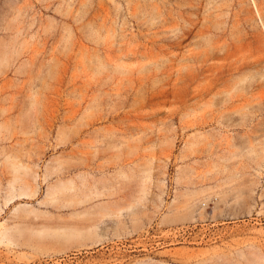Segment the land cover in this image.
I'll use <instances>...</instances> for the list:
<instances>
[{
	"label": "rangeland",
	"instance_id": "374dc122",
	"mask_svg": "<svg viewBox=\"0 0 264 264\" xmlns=\"http://www.w3.org/2000/svg\"><path fill=\"white\" fill-rule=\"evenodd\" d=\"M2 51L0 264H264V0H0Z\"/></svg>",
	"mask_w": 264,
	"mask_h": 264
},
{
	"label": "bare ground",
	"instance_id": "6f19581e",
	"mask_svg": "<svg viewBox=\"0 0 264 264\" xmlns=\"http://www.w3.org/2000/svg\"><path fill=\"white\" fill-rule=\"evenodd\" d=\"M11 56H8L4 51H2V54L0 56V66H5L8 63V60ZM34 102H31V105ZM6 129L8 131V128L0 122V134L1 130ZM8 139V136L5 135L3 137H0V140ZM0 165L5 169L6 174L10 175V179L8 181V190H7V196L5 198V205H8L10 202H12L14 199L27 196L26 190L28 187H25L24 185L20 186L17 190L16 185L20 182H24L25 184L28 183L29 180H35L37 171L35 170L36 166H29L28 164H24L19 155L14 153L13 151H10L7 146H0ZM54 161H56L57 166L56 170H59L62 166L63 161L61 160V157L55 158ZM38 177H41L38 175ZM47 179V174H44L43 180L45 181ZM67 189H70L68 186L61 184L54 187H51L48 196H50L52 199H55L62 195ZM171 211V210H169ZM172 212V211H171ZM163 215L162 217H164ZM2 225H0L1 227ZM5 229L1 230L2 234L0 235V241L3 239H6L8 242L11 240L7 236V233L4 232Z\"/></svg>",
	"mask_w": 264,
	"mask_h": 264
},
{
	"label": "crops",
	"instance_id": "0c3cea01",
	"mask_svg": "<svg viewBox=\"0 0 264 264\" xmlns=\"http://www.w3.org/2000/svg\"><path fill=\"white\" fill-rule=\"evenodd\" d=\"M59 157L61 156L62 158H61V160L64 162V164H67V163H71V162H75L76 164H78V166L79 165H85V159L84 158H81V157H78V158H72V157H67V156H64V155H58ZM58 156H55V157H58ZM54 158V157H53ZM53 158H51V159H53ZM49 162H50V160H49ZM89 170L90 169H86V171H87V173L86 172H82V173H80V174H85V175H87L86 176V178L88 177V176H90L91 174L89 173ZM122 174H123V172L121 171V170H119V177L120 176H122ZM79 180V179H78ZM87 181H88V179H87ZM103 187V186H102ZM96 191V190H95ZM97 192V191H96ZM103 193V192H102ZM102 193H101V195H102ZM108 207V206H107ZM118 212H120V215L122 216V210H119V211H114V212H111V215H114V216H116L117 218L120 216V215H118Z\"/></svg>",
	"mask_w": 264,
	"mask_h": 264
}]
</instances>
